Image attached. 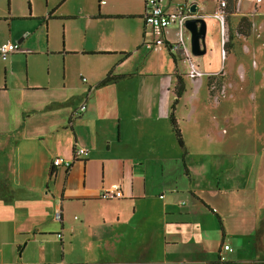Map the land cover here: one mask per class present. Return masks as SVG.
<instances>
[{
  "label": "crops",
  "instance_id": "0c3cea01",
  "mask_svg": "<svg viewBox=\"0 0 264 264\" xmlns=\"http://www.w3.org/2000/svg\"><path fill=\"white\" fill-rule=\"evenodd\" d=\"M195 1L198 14L211 16L219 5ZM184 2L164 0V7L175 13ZM247 4L252 15L264 8V0ZM145 12V0H0V46L19 44L0 55V264H264L258 228L245 226L243 215L242 224L234 223L230 212L205 201L200 188L207 189L192 183L189 165L192 198L215 216L212 236L221 230L215 247L188 205L168 203L171 195L150 185L146 167L123 146L121 121L117 139L111 137L109 119L123 112L116 98L133 96L135 115L144 116L155 103L149 86L164 84L156 78L175 76L186 89L188 63L168 44L150 45L156 35ZM206 20V52L193 60L207 73L208 88L211 74L227 80L234 44L227 18L226 50L218 19ZM176 31L177 25L164 31L168 43ZM185 36L190 46L187 28ZM109 73L119 78L101 85ZM79 147L87 153L75 158ZM56 158L73 162L54 165ZM221 181L210 182L209 190L221 191L225 177ZM113 183L123 197L102 198ZM225 244L230 249L221 262ZM206 250L215 257L208 259ZM76 251L81 258L72 259Z\"/></svg>",
  "mask_w": 264,
  "mask_h": 264
},
{
  "label": "rangeland",
  "instance_id": "374dc122",
  "mask_svg": "<svg viewBox=\"0 0 264 264\" xmlns=\"http://www.w3.org/2000/svg\"><path fill=\"white\" fill-rule=\"evenodd\" d=\"M246 5L251 7L243 1L238 8L235 0L233 12L227 5L228 33L234 44L227 52L230 55L225 69L227 80L221 73L211 74L209 77L223 82L213 83L208 89L207 73L203 71L204 76L195 78L188 74L186 89L179 95L178 78L171 75L156 78L155 81L164 84L156 82L155 86H149L155 87L153 112L148 109L144 116L135 115L133 96L116 98L115 103L122 105L123 112L114 114L109 125L111 137L117 139L121 121L123 146L137 158L139 166L146 167L150 185L168 192L171 195L168 203L175 200L183 204L180 207L188 205L191 216L205 228L203 238L209 236L214 247L221 241L220 227L219 234L213 237L211 218L215 216L202 201L192 198L189 191L192 183L206 188H200L202 198L221 213L230 212L234 223L242 224L238 217L246 216L243 224L252 230L258 228L256 234L264 249V8L262 4L260 14L252 15L248 6L249 9H243ZM243 17L251 20V30L246 20L240 27ZM172 117L181 131L183 146L174 131ZM186 165L196 175L192 183ZM224 177L221 191L209 190L210 182L219 179L222 183ZM176 186L178 192L171 193L170 187ZM239 203L249 205L244 207L245 212ZM256 219L259 220L254 225ZM206 257L214 258L215 251L206 250ZM78 258L80 252L76 251L72 259Z\"/></svg>",
  "mask_w": 264,
  "mask_h": 264
},
{
  "label": "built area",
  "instance_id": "2783aa9c",
  "mask_svg": "<svg viewBox=\"0 0 264 264\" xmlns=\"http://www.w3.org/2000/svg\"><path fill=\"white\" fill-rule=\"evenodd\" d=\"M191 1L195 0H188V4L185 7H178V10L175 13H168L164 7V0H145L146 5V12H145V22L146 25L151 27L153 30L154 35L156 38L153 42L150 43L151 46L155 48H159L164 44H168L169 48L179 53L183 60L188 63V74L191 77H199L203 76L204 72L199 69L197 64L193 60V54L191 51L190 46L187 43L186 34V27L185 21L192 16L189 5L193 3ZM247 0H237V6L239 8L241 2ZM253 1L256 3H261L263 0H248ZM219 5L217 10L213 13V17L218 19L219 25L222 32V42L225 43V28H226V8H227V1L226 0H218ZM170 25H177V31L175 33L176 39L172 42H167L164 38V31ZM19 48V44L6 42L0 46V54L7 55L8 53H12L17 51ZM223 55L225 56V52L223 51ZM85 110V105L80 108V111ZM87 150L85 148L79 147L75 150V158H80L82 155H85ZM72 160L63 159V158H56L53 163L54 165H64L65 167L69 168L72 164ZM123 197L122 187L119 183H113L109 188H106L102 191V198L104 199H113V198H120ZM55 219L61 220L62 219V211L56 210ZM59 237H62V234H58ZM230 246L225 244L222 246V249L219 253V260L225 261L226 256L224 251L229 250Z\"/></svg>",
  "mask_w": 264,
  "mask_h": 264
},
{
  "label": "water",
  "instance_id": "95a60500",
  "mask_svg": "<svg viewBox=\"0 0 264 264\" xmlns=\"http://www.w3.org/2000/svg\"><path fill=\"white\" fill-rule=\"evenodd\" d=\"M188 4V0H185L184 3L179 6L185 7ZM200 4L195 1L190 3L189 10L192 14L185 21V27L190 32V46L192 54L195 56H200L206 52V36H207V17L209 14L201 13L198 14V11L201 10ZM202 46L204 48H202Z\"/></svg>",
  "mask_w": 264,
  "mask_h": 264
},
{
  "label": "trees",
  "instance_id": "16d2710c",
  "mask_svg": "<svg viewBox=\"0 0 264 264\" xmlns=\"http://www.w3.org/2000/svg\"><path fill=\"white\" fill-rule=\"evenodd\" d=\"M227 1V5L229 6V10H233L235 8V0H226ZM248 21L246 18L242 19L240 21V27H242L243 25V22ZM248 25H250V22L248 21ZM241 29V28H240ZM241 34H243V31H239ZM229 47V43L225 42L224 43V48L225 50L228 49ZM119 77H114L111 73H109L103 80L102 82L100 83L101 85L102 84H106L114 79H117ZM217 77H212L210 76L209 77V80H208V86L209 88L212 86L213 83H217V84H221V81L216 79ZM179 84H182L181 80H178V87H177V90H178V94L181 95L182 92H183V86H179ZM172 124L174 126V131L176 133V136L178 137V140H179V143L183 146V139H182V135H181V131L180 129L177 127V123H176V120L175 118L172 117ZM76 150V149H75ZM211 210V209H210Z\"/></svg>",
  "mask_w": 264,
  "mask_h": 264
}]
</instances>
